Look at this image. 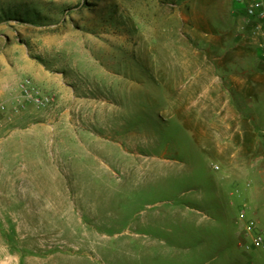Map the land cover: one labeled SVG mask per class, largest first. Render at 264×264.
Instances as JSON below:
<instances>
[{
  "label": "rangeland",
  "instance_id": "rangeland-1",
  "mask_svg": "<svg viewBox=\"0 0 264 264\" xmlns=\"http://www.w3.org/2000/svg\"><path fill=\"white\" fill-rule=\"evenodd\" d=\"M237 0H0V264H264V70Z\"/></svg>",
  "mask_w": 264,
  "mask_h": 264
},
{
  "label": "built area",
  "instance_id": "built-area-1",
  "mask_svg": "<svg viewBox=\"0 0 264 264\" xmlns=\"http://www.w3.org/2000/svg\"><path fill=\"white\" fill-rule=\"evenodd\" d=\"M242 11L245 28L249 29L250 37L257 44L259 61L264 67V0H237ZM245 233L251 236V241H243L246 249H259L264 253V228L252 234L248 229Z\"/></svg>",
  "mask_w": 264,
  "mask_h": 264
},
{
  "label": "crops",
  "instance_id": "crops-1",
  "mask_svg": "<svg viewBox=\"0 0 264 264\" xmlns=\"http://www.w3.org/2000/svg\"><path fill=\"white\" fill-rule=\"evenodd\" d=\"M257 60H258V63H259V65H260L261 69H263V70H264V67L261 65V63H260V61H259V52H258V57H257ZM263 72H264V71H263Z\"/></svg>",
  "mask_w": 264,
  "mask_h": 264
},
{
  "label": "trees",
  "instance_id": "trees-1",
  "mask_svg": "<svg viewBox=\"0 0 264 264\" xmlns=\"http://www.w3.org/2000/svg\"><path fill=\"white\" fill-rule=\"evenodd\" d=\"M246 30H247V33H248V37H250V32H249V29L248 28H246ZM258 50V49H257ZM259 51V50H258Z\"/></svg>",
  "mask_w": 264,
  "mask_h": 264
}]
</instances>
